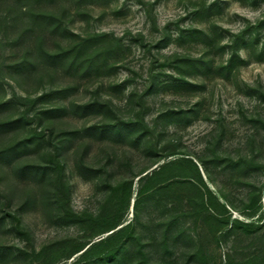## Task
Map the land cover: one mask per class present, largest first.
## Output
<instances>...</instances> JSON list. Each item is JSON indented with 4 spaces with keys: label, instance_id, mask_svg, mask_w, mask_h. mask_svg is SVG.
<instances>
[{
    "label": "rangeland",
    "instance_id": "obj_1",
    "mask_svg": "<svg viewBox=\"0 0 264 264\" xmlns=\"http://www.w3.org/2000/svg\"><path fill=\"white\" fill-rule=\"evenodd\" d=\"M262 8L0 0V264H264Z\"/></svg>",
    "mask_w": 264,
    "mask_h": 264
},
{
    "label": "trees",
    "instance_id": "obj_2",
    "mask_svg": "<svg viewBox=\"0 0 264 264\" xmlns=\"http://www.w3.org/2000/svg\"><path fill=\"white\" fill-rule=\"evenodd\" d=\"M59 56H61V55H60V54H56V55H54V57H59ZM193 61H195V60H193ZM112 233H113V232H112ZM96 244H98V243L93 242V243L89 244V245L85 248V250H83L82 253H86V252H88V251L90 250V248H92L93 246H96Z\"/></svg>",
    "mask_w": 264,
    "mask_h": 264
},
{
    "label": "clouds",
    "instance_id": "obj_3",
    "mask_svg": "<svg viewBox=\"0 0 264 264\" xmlns=\"http://www.w3.org/2000/svg\"><path fill=\"white\" fill-rule=\"evenodd\" d=\"M261 11H264V8H262ZM260 14L261 13L259 11L258 12H253V13H251V17H259Z\"/></svg>",
    "mask_w": 264,
    "mask_h": 264
}]
</instances>
